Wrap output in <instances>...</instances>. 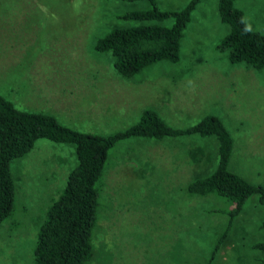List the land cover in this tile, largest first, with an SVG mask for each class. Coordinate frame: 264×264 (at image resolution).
Instances as JSON below:
<instances>
[{
	"label": "rangeland",
	"instance_id": "rangeland-1",
	"mask_svg": "<svg viewBox=\"0 0 264 264\" xmlns=\"http://www.w3.org/2000/svg\"><path fill=\"white\" fill-rule=\"evenodd\" d=\"M155 1L161 9H179L188 0ZM233 4L249 29L264 34V0ZM148 6L0 0V95L18 109L49 113L65 126L100 135L133 124L144 108L176 128L214 115L232 138L229 169L264 185V71L228 62L217 47L228 26L218 18L216 0H201L191 12L175 63L159 61L126 80L108 54L92 50L110 28L133 24L115 13ZM216 146L214 136L194 134L116 142L97 182L93 254L86 264H205L232 204L188 196L185 185L214 169ZM74 165L73 144L44 138L9 162L14 195L0 221V264H31L45 210ZM263 216L256 195L249 196L210 264H257L260 254L250 245L264 241Z\"/></svg>",
	"mask_w": 264,
	"mask_h": 264
},
{
	"label": "trees",
	"instance_id": "trees-1",
	"mask_svg": "<svg viewBox=\"0 0 264 264\" xmlns=\"http://www.w3.org/2000/svg\"><path fill=\"white\" fill-rule=\"evenodd\" d=\"M145 1L146 8H132L115 13L116 19L131 20L132 25L115 26L93 41L95 53L108 54L115 72L129 79L145 67L159 61L175 63L183 29L190 14L201 0H188L179 9H161L155 0ZM234 0H216L219 20L228 32L217 47L226 51L230 63H243L264 71V34L249 29L243 13ZM170 18L169 26L163 21ZM214 136L217 146L216 165L208 174L185 185L188 196L222 198L227 209L226 223L213 243L205 264H210L219 245L224 241L247 198L256 195L264 208V185L252 183L228 167L232 152V138L214 115H205L183 128L169 125L152 108H144L136 122L107 135L77 131L58 122L52 114L16 108L0 95V221L11 211L14 184L9 162L28 153L40 138L74 145L75 165L66 174L64 185L45 210L31 249V264H86L92 257L91 239L96 226L99 207V185L108 150L119 140L129 137H148L160 140L181 135ZM264 228V216L258 224ZM250 248L260 254L257 264H264V241L252 243Z\"/></svg>",
	"mask_w": 264,
	"mask_h": 264
},
{
	"label": "crops",
	"instance_id": "crops-1",
	"mask_svg": "<svg viewBox=\"0 0 264 264\" xmlns=\"http://www.w3.org/2000/svg\"><path fill=\"white\" fill-rule=\"evenodd\" d=\"M126 80H128V79H126Z\"/></svg>",
	"mask_w": 264,
	"mask_h": 264
}]
</instances>
